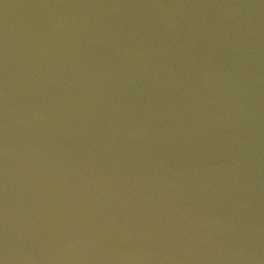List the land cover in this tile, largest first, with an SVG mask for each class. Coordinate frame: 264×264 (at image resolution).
<instances>
[{
  "label": "water",
  "instance_id": "1",
  "mask_svg": "<svg viewBox=\"0 0 264 264\" xmlns=\"http://www.w3.org/2000/svg\"><path fill=\"white\" fill-rule=\"evenodd\" d=\"M0 264H264V0H0Z\"/></svg>",
  "mask_w": 264,
  "mask_h": 264
}]
</instances>
